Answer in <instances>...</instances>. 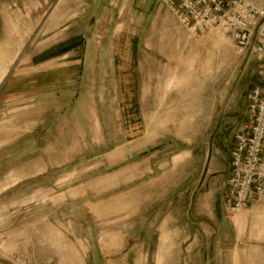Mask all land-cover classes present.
Returning <instances> with one entry per match:
<instances>
[{
    "label": "rangeland",
    "instance_id": "1",
    "mask_svg": "<svg viewBox=\"0 0 264 264\" xmlns=\"http://www.w3.org/2000/svg\"><path fill=\"white\" fill-rule=\"evenodd\" d=\"M0 48V264H264L214 173L258 57L157 0H0ZM47 74L57 90L2 96Z\"/></svg>",
    "mask_w": 264,
    "mask_h": 264
},
{
    "label": "built area",
    "instance_id": "2",
    "mask_svg": "<svg viewBox=\"0 0 264 264\" xmlns=\"http://www.w3.org/2000/svg\"><path fill=\"white\" fill-rule=\"evenodd\" d=\"M193 35L220 31L262 62L260 85L247 99V124L235 135L223 209L229 216L264 203V5L255 0H157Z\"/></svg>",
    "mask_w": 264,
    "mask_h": 264
},
{
    "label": "crops",
    "instance_id": "3",
    "mask_svg": "<svg viewBox=\"0 0 264 264\" xmlns=\"http://www.w3.org/2000/svg\"><path fill=\"white\" fill-rule=\"evenodd\" d=\"M258 3L264 5V0H255ZM120 27L118 28V30ZM117 46V45H116ZM119 46V44H118ZM6 53L3 48H0V82L6 76L9 64L6 63ZM115 69H119V67L114 66ZM6 84L5 90H3L2 96L4 97H26V98H39L43 93L53 92L55 89L59 88V78L56 79L50 74L39 76L36 78H28L27 80H21L20 78H13L11 81L9 80ZM134 107V105H133ZM135 128H132L134 131ZM180 157L181 155H177L176 157ZM174 158V159H175ZM179 158V159H180ZM178 159V160H179ZM232 159V153L230 155L229 163L227 166H224L222 170L216 171V181H218V190L216 195L217 202H220L222 212L224 213L223 203L224 198L227 192V184L230 178V163ZM214 161V160H213ZM247 213L241 214L238 217L234 218V224L238 227L244 228L247 221L250 224V237L256 239V242L259 238L264 237V205H259L256 203L251 204ZM255 241V240H253ZM258 243V242H257ZM103 261L99 256L94 259L89 257L88 264H103Z\"/></svg>",
    "mask_w": 264,
    "mask_h": 264
}]
</instances>
